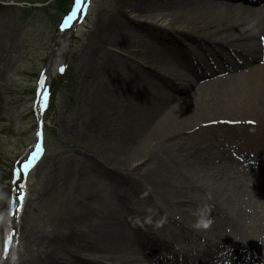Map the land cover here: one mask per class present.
<instances>
[{
    "label": "bare ground",
    "instance_id": "bare-ground-1",
    "mask_svg": "<svg viewBox=\"0 0 264 264\" xmlns=\"http://www.w3.org/2000/svg\"><path fill=\"white\" fill-rule=\"evenodd\" d=\"M119 1L125 21L107 26L97 47L111 64L89 103L95 119L90 130L103 134L109 126L105 146L115 154L106 158L123 170L135 171L138 162L154 167L139 182L127 180V188L143 194L180 231L157 227L123 197L105 205L90 186L60 218L41 264H264V235L254 234L264 222V187L253 184L255 200L244 182L231 178L238 188L232 195L217 180L235 164L252 178L264 172V0ZM6 12L0 9V76L13 46L5 38ZM121 52L132 54L133 62ZM61 66L47 68L44 79ZM83 71L88 73L86 66ZM117 103L123 104L121 116ZM37 105L42 111L41 98ZM187 131L206 140L185 161L172 160L186 184L172 187L165 161L150 149ZM209 167L215 179L197 182L193 170ZM202 203L212 206L217 229L208 235L192 227V211ZM169 209L175 212H163ZM136 218L143 227L133 226ZM181 231L200 240L201 250L181 246Z\"/></svg>",
    "mask_w": 264,
    "mask_h": 264
},
{
    "label": "rangeland",
    "instance_id": "rangeland-1",
    "mask_svg": "<svg viewBox=\"0 0 264 264\" xmlns=\"http://www.w3.org/2000/svg\"><path fill=\"white\" fill-rule=\"evenodd\" d=\"M55 1L0 0V9L7 11L5 38L13 44L6 68L2 67L5 72L0 76V264H41L48 254L52 234L60 231V218L67 209L80 203L81 195L90 186L102 195L105 205L116 197H123L131 211L147 215L156 225L162 218L166 219L161 227L170 228L175 234L180 231L169 218L158 214L143 194L127 188V180L136 178L139 182L140 175L154 167L138 162L135 171L123 170L106 158L115 154L105 146L109 126L103 134L90 130L95 119L89 103L99 83L106 80L111 64L107 51L97 50V47L106 37L107 26L125 21L120 1L81 0L69 14L71 19L67 23L65 19L58 27L56 22L62 3L57 8L53 5ZM120 56L126 58V62H133L132 54L121 52ZM55 62H61L60 70L45 80L46 69ZM85 66L88 73L83 71ZM39 98L42 111L37 105ZM117 104L121 116L123 104ZM192 135L193 132L187 131L150 149L165 161L164 174L172 187L186 185L172 160L185 161L191 149L206 140ZM18 166L23 172L20 193L14 187ZM209 170H193L196 181L215 179L214 171L210 167ZM261 175L258 173L252 178L245 166L235 164L229 170L220 171L217 180L221 186L228 187L232 195L237 194L238 188L231 178L242 181L257 200L253 184L264 187L263 171ZM96 211L101 217L102 207L98 206ZM261 224L262 230L254 232L258 237L264 235V222ZM211 228L213 226L200 230V234L217 231ZM185 233L181 231L183 238L179 239V244L186 249L201 250L202 242ZM127 234L130 236L132 232L127 230ZM82 256L88 259L90 253L84 252Z\"/></svg>",
    "mask_w": 264,
    "mask_h": 264
},
{
    "label": "clouds",
    "instance_id": "clouds-1",
    "mask_svg": "<svg viewBox=\"0 0 264 264\" xmlns=\"http://www.w3.org/2000/svg\"><path fill=\"white\" fill-rule=\"evenodd\" d=\"M211 212H212V206L208 203H202L201 205L197 206L192 211V215L195 218L192 224V227L195 230H206L210 228V226L213 223V220L211 218ZM148 222L151 223V220L149 219ZM165 222H166V219L162 218L156 226L159 227L163 225ZM132 224L133 226L139 225L143 227V224H141V221L139 218L132 220Z\"/></svg>",
    "mask_w": 264,
    "mask_h": 264
},
{
    "label": "trees",
    "instance_id": "trees-1",
    "mask_svg": "<svg viewBox=\"0 0 264 264\" xmlns=\"http://www.w3.org/2000/svg\"><path fill=\"white\" fill-rule=\"evenodd\" d=\"M60 3H62V7L60 8ZM74 3V0H56L54 2V6H56L57 8H60V17L58 18V21L56 22V24L59 23V21L62 19L63 16H66L67 13L69 12L70 8L72 7ZM64 82V81H63Z\"/></svg>",
    "mask_w": 264,
    "mask_h": 264
},
{
    "label": "snow or ice",
    "instance_id": "snow-or-ice-1",
    "mask_svg": "<svg viewBox=\"0 0 264 264\" xmlns=\"http://www.w3.org/2000/svg\"><path fill=\"white\" fill-rule=\"evenodd\" d=\"M80 2H81V0H76V4L77 5H79L80 4ZM67 19H71V16H69ZM65 23H67V20L65 21ZM61 71H63V68L61 69ZM36 159V157L35 156H33L32 157V160H35ZM32 161L30 160V161H28V163L30 164ZM25 167H27V165H25ZM23 197H22V195H21V199H22Z\"/></svg>",
    "mask_w": 264,
    "mask_h": 264
},
{
    "label": "water",
    "instance_id": "water-1",
    "mask_svg": "<svg viewBox=\"0 0 264 264\" xmlns=\"http://www.w3.org/2000/svg\"><path fill=\"white\" fill-rule=\"evenodd\" d=\"M22 174H21V170H20V168H19V176H21ZM17 185H18V182L15 184V186L17 187Z\"/></svg>",
    "mask_w": 264,
    "mask_h": 264
}]
</instances>
